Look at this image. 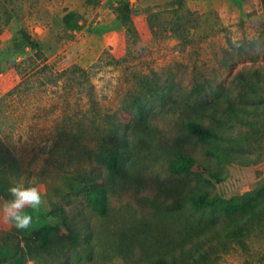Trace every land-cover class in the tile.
I'll return each instance as SVG.
<instances>
[{
	"label": "rangeland",
	"instance_id": "obj_1",
	"mask_svg": "<svg viewBox=\"0 0 264 264\" xmlns=\"http://www.w3.org/2000/svg\"><path fill=\"white\" fill-rule=\"evenodd\" d=\"M127 1L132 23L124 25L117 8ZM22 30L39 41L41 57L23 45ZM195 64L209 80L202 95L190 83ZM189 117L224 139L199 141ZM106 144L124 152L123 175L107 169ZM214 145L235 157L217 161L216 194L257 197L256 214L236 216L229 232L233 217L188 199L206 182L171 170L183 150L216 163L204 155ZM92 180L108 190L106 215L84 198ZM20 182L37 186L45 203L28 230L0 223V264L23 254L43 264L34 233L45 225L68 233L65 214L85 215L93 230L79 233V245L54 246L50 264H152L162 253L200 264L206 236L214 242L204 264H264L262 0H0V203ZM208 226L220 233L203 234Z\"/></svg>",
	"mask_w": 264,
	"mask_h": 264
},
{
	"label": "trees",
	"instance_id": "obj_2",
	"mask_svg": "<svg viewBox=\"0 0 264 264\" xmlns=\"http://www.w3.org/2000/svg\"><path fill=\"white\" fill-rule=\"evenodd\" d=\"M264 7V0H262ZM118 18L124 25L132 23V7L130 3L123 2L117 8ZM69 22L68 17L66 19ZM178 30V27L175 28ZM22 41L23 45H28L30 49L34 50L38 56L41 57L42 48L39 41L33 38L27 31L22 30ZM46 65L45 67H47ZM80 68V67H79ZM196 64L194 65L192 75L190 78V83L192 85V90L198 95L205 94L208 91L209 80L203 75L202 72L197 70ZM80 71L86 72L85 69L80 68ZM68 70L64 71L67 73ZM168 94H165L167 96ZM169 96V95H168ZM229 108H232L233 103L229 99ZM176 104H184V107H190L195 111L196 109L202 107L197 104L189 103L188 101L178 100L175 101ZM136 107H138L143 115L146 110L142 108L139 101H135ZM241 109V108H240ZM243 110H246L245 107H242ZM204 112L211 115L214 119L216 118L215 112H208V107H204ZM185 126L188 132L196 137L201 142H212L223 140V132L221 129L212 128L206 126L198 120L196 117H189L185 122ZM104 153L106 155L107 169L109 172L123 175L125 168L123 165V155L124 152L119 149L115 144H106L104 145ZM204 155L209 160H214L216 163L210 161H203L198 158L193 152L188 150H183L178 152L176 158L171 164V170L173 173L182 174L189 177H195L197 180L203 179L206 184L199 185L195 192L188 194V199L193 205V207L201 212L210 211L211 213L217 214L221 213L225 217H233L234 223L229 224L228 226L223 227V230L229 232L232 230V226L237 223L238 219L236 216L245 217L247 215H254L258 210L257 197L255 196H246L245 198H237L231 200H224L216 194L215 183L223 181L222 173L223 169L219 166L218 163H231L235 160L234 155L230 151L223 149L214 145L210 148H207L204 151ZM218 161V163H217ZM206 176V177H204ZM85 200L91 206V210L99 215H106L109 211V194L106 186L103 184L97 183L96 180H92L85 186ZM62 221L68 231L65 232L59 225H45L35 231V236L41 240L40 245L37 248V258L43 261V264H50L46 257L47 254H53L52 248L54 246L61 245L63 243H71L73 245H79L81 239L79 233L88 234L92 231V226L90 225L89 220H86L85 215L79 214L75 220L69 215H64ZM81 226L80 231L77 230V227ZM236 228H240V225H236ZM203 228H200V232ZM211 229V230H210ZM219 234V229L208 226L203 234ZM214 240L206 236L205 239L201 241L200 246L197 248L202 260H198L200 264H204L210 256V246ZM90 253V252H89ZM55 260H60L59 255H53ZM197 262V261H194ZM14 264H27L26 255L23 254L20 257L16 258ZM64 264H71L69 260H64ZM152 264H192L188 258H183L181 262L170 260L166 254H158L153 260Z\"/></svg>",
	"mask_w": 264,
	"mask_h": 264
},
{
	"label": "clouds",
	"instance_id": "obj_3",
	"mask_svg": "<svg viewBox=\"0 0 264 264\" xmlns=\"http://www.w3.org/2000/svg\"><path fill=\"white\" fill-rule=\"evenodd\" d=\"M8 194L10 198L3 199L0 203V223L21 231L30 229L33 223L32 213L38 214L45 203L40 189L20 182L11 186ZM27 209H31V213Z\"/></svg>",
	"mask_w": 264,
	"mask_h": 264
}]
</instances>
